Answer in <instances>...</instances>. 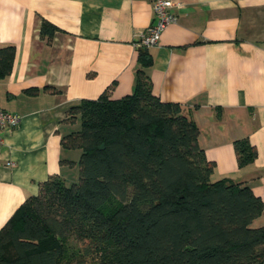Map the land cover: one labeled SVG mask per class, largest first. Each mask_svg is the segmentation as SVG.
Masks as SVG:
<instances>
[{"label": "crops", "instance_id": "1", "mask_svg": "<svg viewBox=\"0 0 264 264\" xmlns=\"http://www.w3.org/2000/svg\"><path fill=\"white\" fill-rule=\"evenodd\" d=\"M173 3L176 20L148 48L152 92L187 108L212 179L246 184L264 203V0ZM153 16L150 0H0V46H14L0 107L21 116L0 129V228L49 176L66 182L68 159L75 168L60 142L78 126L64 120L67 109L110 84L112 98L132 92L134 40ZM43 20L56 26L50 40ZM236 139L255 146L252 162L238 166Z\"/></svg>", "mask_w": 264, "mask_h": 264}, {"label": "trees", "instance_id": "2", "mask_svg": "<svg viewBox=\"0 0 264 264\" xmlns=\"http://www.w3.org/2000/svg\"><path fill=\"white\" fill-rule=\"evenodd\" d=\"M55 30L42 21L47 40ZM137 51L131 93L112 98L110 84L67 109L78 126L60 142L79 151L78 178L51 175L17 207L0 228V264H264V224H254L262 199L212 179L196 123L152 92L151 56ZM13 54L0 46V77ZM233 146L238 166L255 159L247 139Z\"/></svg>", "mask_w": 264, "mask_h": 264}, {"label": "built area", "instance_id": "3", "mask_svg": "<svg viewBox=\"0 0 264 264\" xmlns=\"http://www.w3.org/2000/svg\"><path fill=\"white\" fill-rule=\"evenodd\" d=\"M153 10V22L136 34V47H152L159 43L160 36L168 24L176 20L173 13V0H150ZM21 122V116L0 107V129L15 128Z\"/></svg>", "mask_w": 264, "mask_h": 264}, {"label": "rangeland", "instance_id": "4", "mask_svg": "<svg viewBox=\"0 0 264 264\" xmlns=\"http://www.w3.org/2000/svg\"><path fill=\"white\" fill-rule=\"evenodd\" d=\"M71 151H74L73 154H71V157L76 158V161H77L78 157H79V151L76 149H73ZM74 175H75V178L77 179L78 178V165H77V163H76L75 168L71 167V165L68 166V174L66 175L67 178H65L67 184H70L74 180L73 179ZM73 242L74 241L71 239L70 240V244H71L70 246H72V245L77 246V244L76 243L73 244Z\"/></svg>", "mask_w": 264, "mask_h": 264}]
</instances>
